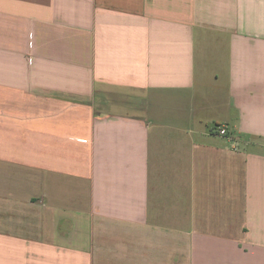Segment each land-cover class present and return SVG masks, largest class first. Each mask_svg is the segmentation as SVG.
I'll use <instances>...</instances> for the list:
<instances>
[{"label": "crops", "instance_id": "1", "mask_svg": "<svg viewBox=\"0 0 264 264\" xmlns=\"http://www.w3.org/2000/svg\"><path fill=\"white\" fill-rule=\"evenodd\" d=\"M0 264H264V0H0Z\"/></svg>", "mask_w": 264, "mask_h": 264}, {"label": "built area", "instance_id": "2", "mask_svg": "<svg viewBox=\"0 0 264 264\" xmlns=\"http://www.w3.org/2000/svg\"><path fill=\"white\" fill-rule=\"evenodd\" d=\"M218 134L224 135L225 134V131L223 129H220V130H218Z\"/></svg>", "mask_w": 264, "mask_h": 264}]
</instances>
